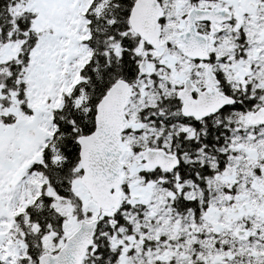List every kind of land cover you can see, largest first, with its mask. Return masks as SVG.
I'll return each instance as SVG.
<instances>
[{
    "label": "snow or ice",
    "instance_id": "6c2138e0",
    "mask_svg": "<svg viewBox=\"0 0 264 264\" xmlns=\"http://www.w3.org/2000/svg\"><path fill=\"white\" fill-rule=\"evenodd\" d=\"M0 264H264V0H0Z\"/></svg>",
    "mask_w": 264,
    "mask_h": 264
}]
</instances>
